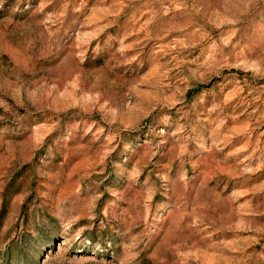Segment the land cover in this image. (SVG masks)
Returning <instances> with one entry per match:
<instances>
[{
  "label": "rangeland",
  "instance_id": "obj_1",
  "mask_svg": "<svg viewBox=\"0 0 264 264\" xmlns=\"http://www.w3.org/2000/svg\"><path fill=\"white\" fill-rule=\"evenodd\" d=\"M0 264H264V0H0Z\"/></svg>",
  "mask_w": 264,
  "mask_h": 264
}]
</instances>
